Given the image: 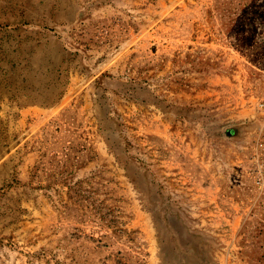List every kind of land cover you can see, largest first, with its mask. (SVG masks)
Here are the masks:
<instances>
[{
  "label": "rangeland",
  "instance_id": "1",
  "mask_svg": "<svg viewBox=\"0 0 264 264\" xmlns=\"http://www.w3.org/2000/svg\"><path fill=\"white\" fill-rule=\"evenodd\" d=\"M0 264H264V0H0Z\"/></svg>",
  "mask_w": 264,
  "mask_h": 264
}]
</instances>
